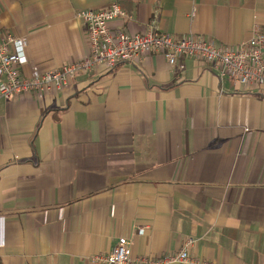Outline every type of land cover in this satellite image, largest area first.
Returning a JSON list of instances; mask_svg holds the SVG:
<instances>
[{"label": "crops", "instance_id": "0c3cea01", "mask_svg": "<svg viewBox=\"0 0 264 264\" xmlns=\"http://www.w3.org/2000/svg\"><path fill=\"white\" fill-rule=\"evenodd\" d=\"M115 3L130 18L112 27L132 35L237 48L264 32V0H0V42L26 41L24 76L55 71L88 54L78 13ZM122 238L133 258L188 247L211 264H264V89L152 53L62 90L0 95L2 262L94 264Z\"/></svg>", "mask_w": 264, "mask_h": 264}, {"label": "built area", "instance_id": "2783aa9c", "mask_svg": "<svg viewBox=\"0 0 264 264\" xmlns=\"http://www.w3.org/2000/svg\"><path fill=\"white\" fill-rule=\"evenodd\" d=\"M130 18L118 3L102 10L87 9L78 13L86 27L88 54L82 61L71 63L55 71L35 72L31 77L22 74L21 67L28 59L26 41L11 34L0 42V95L16 99L22 95L44 94L62 90L78 73L90 71L102 64L108 70L119 65H135L152 53L165 56L171 66L178 59L192 57L210 64L222 82L245 87L247 90L264 89V32L256 29L253 37L237 48L217 46L213 41L195 34L175 38L151 27L144 34H129L115 30L112 23ZM143 233V230H141ZM193 242L190 239L188 245ZM94 264H211L193 258L188 247L160 258L132 257V242L122 238L108 254H97Z\"/></svg>", "mask_w": 264, "mask_h": 264}, {"label": "trees", "instance_id": "16d2710c", "mask_svg": "<svg viewBox=\"0 0 264 264\" xmlns=\"http://www.w3.org/2000/svg\"><path fill=\"white\" fill-rule=\"evenodd\" d=\"M0 264H4V263L2 262V260H1V258H0Z\"/></svg>", "mask_w": 264, "mask_h": 264}]
</instances>
